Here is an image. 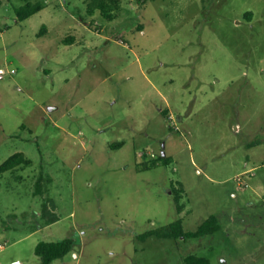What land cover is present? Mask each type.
<instances>
[{
	"label": "rangeland",
	"instance_id": "1",
	"mask_svg": "<svg viewBox=\"0 0 264 264\" xmlns=\"http://www.w3.org/2000/svg\"><path fill=\"white\" fill-rule=\"evenodd\" d=\"M32 1L0 5V165L31 160L0 174V264L67 237L49 264H264V0Z\"/></svg>",
	"mask_w": 264,
	"mask_h": 264
},
{
	"label": "trees",
	"instance_id": "2",
	"mask_svg": "<svg viewBox=\"0 0 264 264\" xmlns=\"http://www.w3.org/2000/svg\"><path fill=\"white\" fill-rule=\"evenodd\" d=\"M89 11L91 13L96 12V10H100L101 13L105 15V17L109 19L115 18L117 15V10L121 7V0H88ZM44 7L43 2L40 1H32L26 0V2L17 9L19 19L23 20L30 17L32 14L42 10ZM45 28V27H44ZM139 28H142L140 25ZM75 40V36H67L65 41H73ZM165 115L168 114V110H164ZM163 161L164 163H168L170 161V157L167 155H153L152 160L143 161L141 166L143 168H151L156 165L158 162ZM31 160L25 155L23 152H16L12 154L7 160H5L0 165V174L13 170L18 166H22L24 164H29ZM43 185V175L38 178L37 181V191H42ZM184 192L183 187H179L175 189V199L178 202V209L182 210V204H179V200ZM220 219L217 215L212 214L206 219H204L201 224L195 230H185L184 225L181 219L175 220L168 225L162 226L157 229H153L147 231L140 235L141 238H146L148 236H157V237H173V238H189V237H200L205 236L207 234H211L218 229H220ZM74 239L72 237H67L61 240H42L39 241L36 245V253L42 259L44 264L51 263L54 259L62 257L70 252L73 248ZM184 264H211L210 259L204 256L191 254L187 256L184 260Z\"/></svg>",
	"mask_w": 264,
	"mask_h": 264
},
{
	"label": "built area",
	"instance_id": "3",
	"mask_svg": "<svg viewBox=\"0 0 264 264\" xmlns=\"http://www.w3.org/2000/svg\"><path fill=\"white\" fill-rule=\"evenodd\" d=\"M4 0H0V5L2 4ZM0 77H3V74H0ZM171 121H173L174 119V116L172 113L169 114V117H168ZM239 181L241 182V184L243 183V178L241 176L238 177ZM0 246H3V244H0Z\"/></svg>",
	"mask_w": 264,
	"mask_h": 264
},
{
	"label": "water",
	"instance_id": "4",
	"mask_svg": "<svg viewBox=\"0 0 264 264\" xmlns=\"http://www.w3.org/2000/svg\"><path fill=\"white\" fill-rule=\"evenodd\" d=\"M162 155H166V152L164 150L162 152ZM20 263H21V261L20 260H17V261L12 262L11 264H20Z\"/></svg>",
	"mask_w": 264,
	"mask_h": 264
},
{
	"label": "crops",
	"instance_id": "5",
	"mask_svg": "<svg viewBox=\"0 0 264 264\" xmlns=\"http://www.w3.org/2000/svg\"><path fill=\"white\" fill-rule=\"evenodd\" d=\"M5 2V0L2 2V4L1 5H3V3ZM169 111V110H168ZM20 264H23V262L21 261V263Z\"/></svg>",
	"mask_w": 264,
	"mask_h": 264
}]
</instances>
